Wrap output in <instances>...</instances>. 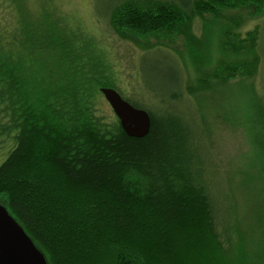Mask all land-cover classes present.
<instances>
[{"label":"trees","instance_id":"trees-1","mask_svg":"<svg viewBox=\"0 0 264 264\" xmlns=\"http://www.w3.org/2000/svg\"><path fill=\"white\" fill-rule=\"evenodd\" d=\"M243 7L260 18L264 0H119L110 24L136 42L195 38L197 16ZM241 23L226 31L222 83L254 78L261 66L260 28L242 34ZM115 85L80 28L44 2L0 0V202L48 264H234L220 170L194 152L188 122L168 106L163 118L128 100L152 120L146 137L128 136L100 90ZM260 99L250 92V102Z\"/></svg>","mask_w":264,"mask_h":264},{"label":"rangeland","instance_id":"rangeland-1","mask_svg":"<svg viewBox=\"0 0 264 264\" xmlns=\"http://www.w3.org/2000/svg\"><path fill=\"white\" fill-rule=\"evenodd\" d=\"M118 1L38 3L90 37L124 99L158 117H168L161 111L166 106L181 112L172 118L188 122L194 152H203L220 170L215 178L222 193L218 206L223 218L230 215L235 229L229 257L234 264H264V12L254 19L251 8L224 9L217 16H197L191 27L195 38L162 33L136 42L119 36L110 24V7ZM235 19L242 22V34L259 26L261 66L254 78L222 83L215 72L222 60H230L226 31ZM151 44L164 46L147 48ZM255 90L261 99L252 103L250 92L255 95ZM106 107L113 112L109 103Z\"/></svg>","mask_w":264,"mask_h":264},{"label":"water","instance_id":"water-1","mask_svg":"<svg viewBox=\"0 0 264 264\" xmlns=\"http://www.w3.org/2000/svg\"><path fill=\"white\" fill-rule=\"evenodd\" d=\"M100 90L128 136L144 138L150 133L152 120L148 110L134 106L112 87ZM0 264H48L44 253L1 202Z\"/></svg>","mask_w":264,"mask_h":264}]
</instances>
